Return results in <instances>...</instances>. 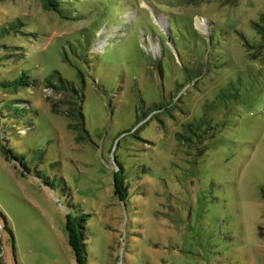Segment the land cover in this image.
Segmentation results:
<instances>
[{"label":"rangeland","instance_id":"374dc122","mask_svg":"<svg viewBox=\"0 0 264 264\" xmlns=\"http://www.w3.org/2000/svg\"><path fill=\"white\" fill-rule=\"evenodd\" d=\"M77 8L0 0V264H264V0Z\"/></svg>","mask_w":264,"mask_h":264},{"label":"trees","instance_id":"16d2710c","mask_svg":"<svg viewBox=\"0 0 264 264\" xmlns=\"http://www.w3.org/2000/svg\"><path fill=\"white\" fill-rule=\"evenodd\" d=\"M43 8L48 12H53L60 15L61 18L69 21H76L79 19L77 13V6L85 4L87 0H40ZM94 14V13H93ZM261 234L264 235V227L260 228Z\"/></svg>","mask_w":264,"mask_h":264}]
</instances>
